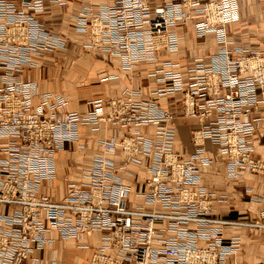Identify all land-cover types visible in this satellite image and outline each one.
<instances>
[{"label": "built area", "instance_id": "obj_1", "mask_svg": "<svg viewBox=\"0 0 264 264\" xmlns=\"http://www.w3.org/2000/svg\"><path fill=\"white\" fill-rule=\"evenodd\" d=\"M100 1L70 13L69 30L88 38L84 49L115 59L129 75L158 53L178 49L177 24L195 20V38L213 35L209 65L195 62L185 78L188 89L183 76L165 70L176 63H162L151 74H161L156 79L164 86L154 95L182 93V116L199 125L191 136L195 151L183 158L175 149V118L133 86L92 100L85 115L69 110L63 94L40 92L23 73L68 46L40 17L48 5L64 8L68 0H0V206L11 209L0 215V264H42L36 254L53 247V234L81 248L96 235L88 264H236L239 241H226L223 228L264 230V223L215 217L201 173L210 165L203 157L209 141L224 156L229 177L264 176L252 145L260 120L254 114L264 112V51L231 48L226 26L239 19L238 0H169L154 7L148 0ZM99 124L120 129L121 136L97 142L81 182H68L59 200L41 193L42 184L54 180L55 157L65 145L84 148L79 126ZM140 174L145 179L134 192L126 180L135 183Z\"/></svg>", "mask_w": 264, "mask_h": 264}, {"label": "crops", "instance_id": "obj_2", "mask_svg": "<svg viewBox=\"0 0 264 264\" xmlns=\"http://www.w3.org/2000/svg\"><path fill=\"white\" fill-rule=\"evenodd\" d=\"M148 1L149 5L154 7L169 0ZM100 3V0H68V6L64 8L48 5L40 20L50 32L66 36L68 39L66 50H69L68 56L64 57L60 64H51L48 58H44L38 69L25 70L23 77L36 82L40 92L63 94L69 102V110L82 115L91 111L90 102L92 100L118 95L124 88L133 86L141 93V96L154 99L162 109L168 111L175 118V149L182 154L184 159H188L195 151L191 136L192 132L199 128L198 122L196 119L182 116L183 95L181 92L153 94L164 86L156 79L161 74L156 77L151 76V74L162 63H176L177 66L167 67L165 70L183 76V88L188 89L189 81L185 78L195 62L203 60L207 66L209 65V58L216 49L213 35L208 34L201 39L195 38V20L189 21L186 26L177 24L175 32L181 37L178 49L172 52L158 53L155 62L140 64L133 75H129L119 69L115 59L97 50L84 49L88 38L73 36L69 30L68 18L70 13L85 4L98 5ZM238 3V21L226 26V31L232 42L231 48L237 46L251 51L263 52L264 0H238ZM75 50L86 52L87 58H75ZM141 68L143 71L140 77ZM109 76H114V78ZM141 79L148 81L149 85L142 84ZM167 84L169 85L170 82ZM174 96H180V106L176 109L171 107L167 109L164 101ZM196 100L197 109H201L203 104L201 98ZM255 109H259V107ZM254 117H259L260 120L256 122L252 136L253 156L255 159L264 162V112H257ZM141 132L144 133V130ZM145 132L147 135H152L153 129H147ZM120 136V129L106 124H99L93 128L91 126H79L78 144H84V148L70 143L65 145L64 150L55 157L56 176L54 180L42 184L41 193L55 200L58 196V190L60 191L62 174L65 171H72L69 168L72 165H75L77 169V174L71 176L72 182L79 184L82 169L90 165L92 157L98 151L97 142L104 139L119 138ZM6 141L3 140L2 143ZM203 157L210 160V165L202 170L201 182L207 191L214 196L215 217L226 221L264 223V176L242 172L240 176L235 178L229 177L224 167V156L209 141L204 144ZM114 159L120 160L121 156H114ZM82 163L84 165L80 166ZM144 179L145 175L140 174L135 183L131 179L126 180V182L132 184V190L137 192L141 189L140 185ZM10 213L9 207L0 206V215ZM52 238L55 239L53 247L36 254L42 260V264H50L52 261H56L57 264H88L97 242L95 235L87 239V248H81L72 240H59L56 234H53ZM223 238L226 241L238 239L239 251L235 257L236 264H264V230L226 226L223 228Z\"/></svg>", "mask_w": 264, "mask_h": 264}, {"label": "rangeland", "instance_id": "obj_3", "mask_svg": "<svg viewBox=\"0 0 264 264\" xmlns=\"http://www.w3.org/2000/svg\"><path fill=\"white\" fill-rule=\"evenodd\" d=\"M68 53H69V50L68 51H66V52H56V53H54V54H48L47 56H45V58L47 59H49V61H51V64H60L61 63V61L64 59V57H67L68 56ZM74 54H75V58H78V59H85V58H87V53L86 52H80V51H78V50H75L74 51ZM73 54V55H74ZM142 71H143V69L141 68V70H140V77H141V75H142ZM141 81H142V84H144V83H146V85L148 86L149 85V82L147 81L146 82V80H144V79H141ZM164 105L165 106H167V109L169 108V107H171V108H173V109H176V108H178L179 106H180V96H174V97H172V98H170V99H168V100H165L164 101ZM81 163V162H80ZM82 165H84L83 163L82 164H80V166H82ZM79 166V167H80ZM78 167V166H77ZM69 168H71V170L72 171H65V173L64 174H62V179H61V182H60V191L58 190V196H56L57 198L55 199V200H59L60 199V197L64 194V193H66V191H67V189H66V184L68 183V182H72V179H71V176H75L76 174H77V169L75 168V165H72L71 167H69ZM67 169V168H66ZM65 169V170H66ZM58 188V189H59ZM61 189H62V193H61ZM62 194V195H61ZM54 200V199H53ZM92 253H93V251H92ZM92 255V254H91Z\"/></svg>", "mask_w": 264, "mask_h": 264}, {"label": "bare ground", "instance_id": "obj_4", "mask_svg": "<svg viewBox=\"0 0 264 264\" xmlns=\"http://www.w3.org/2000/svg\"><path fill=\"white\" fill-rule=\"evenodd\" d=\"M220 219V218H219Z\"/></svg>", "mask_w": 264, "mask_h": 264}]
</instances>
